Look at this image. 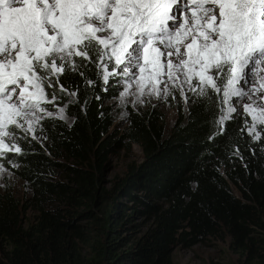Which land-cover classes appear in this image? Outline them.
Wrapping results in <instances>:
<instances>
[{"label": "trees", "instance_id": "16d2710c", "mask_svg": "<svg viewBox=\"0 0 264 264\" xmlns=\"http://www.w3.org/2000/svg\"><path fill=\"white\" fill-rule=\"evenodd\" d=\"M80 71L97 79L100 69L89 64ZM67 79L80 86L79 102L57 91L73 101L70 121L46 116L43 145L31 140L27 154L6 168L28 193L0 190V264H171L179 245L208 240L226 242L235 256L210 264H264V136H241L236 119L210 140L220 105L199 99L186 105L178 96L170 126L152 108L129 110L116 137L107 105L114 96L102 75L87 87L79 74ZM133 144L141 159L107 184L111 156ZM236 146L243 162L233 155ZM129 203L151 222L134 244L120 235Z\"/></svg>", "mask_w": 264, "mask_h": 264}, {"label": "snow or ice", "instance_id": "6c2138e0", "mask_svg": "<svg viewBox=\"0 0 264 264\" xmlns=\"http://www.w3.org/2000/svg\"><path fill=\"white\" fill-rule=\"evenodd\" d=\"M89 64L99 66L97 79L80 71ZM74 73L85 87L101 75L109 88L122 85L125 106L145 96L216 101L210 140L239 119V134L261 141L264 0H0V171H11L32 139L43 145L46 116L65 118L73 101L57 91L79 102L80 86L67 79ZM233 155L243 162L239 146Z\"/></svg>", "mask_w": 264, "mask_h": 264}, {"label": "rangeland", "instance_id": "374dc122", "mask_svg": "<svg viewBox=\"0 0 264 264\" xmlns=\"http://www.w3.org/2000/svg\"><path fill=\"white\" fill-rule=\"evenodd\" d=\"M110 80L114 78L110 77ZM122 85L112 84L111 97L107 101V105L111 108L113 112L115 121L111 128V132L120 137L122 134V129L127 125V117L121 119V114L129 110L138 111L144 108H152L161 117L165 119V126H170L176 117L175 104L176 100H170L166 102L159 101L156 97L145 96L143 99L145 103L142 106L135 104L121 105L120 98L118 97V92L122 90ZM179 96V95H178ZM177 96V97H178ZM46 107L51 108L52 105L48 104ZM241 111L243 107V102L241 103ZM59 118V114H55ZM65 121H70L65 114ZM36 142H39V139H32ZM142 153L139 146L133 144L129 148L122 147L117 149L111 156L110 165L107 172H105V180L107 184H111L115 179L122 176L123 172L126 170L127 165L132 162H137L141 159ZM2 163V161H0ZM5 167L4 170L0 171V190H4L5 187H10L12 190L19 196L22 197L28 193L26 184L12 176ZM60 175L61 172H59ZM132 203L128 204V214H131V217L125 220V223H122V229L120 230L121 237H125L131 244H134L138 240L146 228L151 223L149 221V216L147 213H132ZM141 210V209H139ZM121 224V221L120 223ZM230 261L235 262V256L228 250L227 243L215 240H208L204 243H198L192 246H183L179 245L176 249L173 250L171 255V264H210V261Z\"/></svg>", "mask_w": 264, "mask_h": 264}]
</instances>
